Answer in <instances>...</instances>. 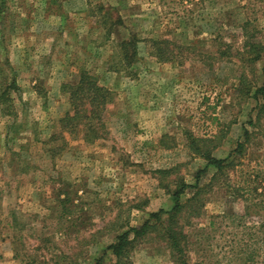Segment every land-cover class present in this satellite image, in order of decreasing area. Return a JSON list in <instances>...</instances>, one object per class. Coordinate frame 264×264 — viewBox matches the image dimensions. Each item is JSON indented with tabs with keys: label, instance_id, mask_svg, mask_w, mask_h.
Returning <instances> with one entry per match:
<instances>
[{
	"label": "rangeland",
	"instance_id": "1",
	"mask_svg": "<svg viewBox=\"0 0 264 264\" xmlns=\"http://www.w3.org/2000/svg\"><path fill=\"white\" fill-rule=\"evenodd\" d=\"M80 77L105 100L60 123ZM258 88L264 0H0V264H112L117 235L198 173L186 260L264 264ZM239 141L216 179L193 148L225 158ZM152 235L128 264H173Z\"/></svg>",
	"mask_w": 264,
	"mask_h": 264
},
{
	"label": "trees",
	"instance_id": "2",
	"mask_svg": "<svg viewBox=\"0 0 264 264\" xmlns=\"http://www.w3.org/2000/svg\"><path fill=\"white\" fill-rule=\"evenodd\" d=\"M124 43L129 44L130 41ZM245 45L247 52H254L251 57L247 58H250V60L252 61L258 60L261 57V52L255 49L254 46H252L260 45L259 42H246ZM82 77H80V84L72 93L71 100L74 105L73 113L71 112L65 114L64 117L60 119V123H62L64 120L70 121L74 120V118L83 117V111H80L78 109L79 106L78 104H76V99L85 97L84 99H89L95 108L101 105L105 100L104 95L98 96L84 93L83 87L85 86V84L90 82L87 81V79L84 80ZM88 89L89 91H92V88L90 86L88 87ZM258 93L264 95V90L262 88L256 89L254 96H257ZM3 95L5 96L4 91L0 94V100L3 99ZM263 107L264 104L262 103L259 108L262 109ZM189 138L192 142L196 143V139L194 137L189 136ZM241 146L242 142L239 141L236 148L230 154V157L232 158H218L212 155L210 150L206 147L200 146L193 148L194 150H197L196 152L201 157L207 160V165H212L215 167L217 172H215L212 178L216 179L218 177V174H221L223 172V169L232 166L233 157H236L235 154L241 150ZM158 171L168 172L169 170L158 169ZM198 175L199 173L196 174L195 183L191 185L194 188V191L191 193V195L186 196V194H184L186 183H179L178 186L176 185V188L170 190L172 205L169 208H159L157 210L150 211L148 217L139 225L130 226L125 231L117 235L116 240L107 246L114 257V262L112 264H128L129 259L127 258L129 257L130 252L134 249L135 245L141 240H148V238H152V234H155L156 237L161 238L165 242L170 250L173 264H190L186 260V251L188 249L187 226L193 221L194 218L201 215V208L203 206L202 193L205 187V185L199 184Z\"/></svg>",
	"mask_w": 264,
	"mask_h": 264
}]
</instances>
